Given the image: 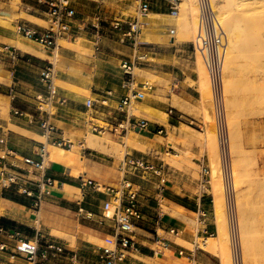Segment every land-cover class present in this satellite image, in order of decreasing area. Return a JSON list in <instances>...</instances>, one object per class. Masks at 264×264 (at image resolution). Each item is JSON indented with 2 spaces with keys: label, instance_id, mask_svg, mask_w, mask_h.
I'll list each match as a JSON object with an SVG mask.
<instances>
[{
  "label": "crops",
  "instance_id": "obj_1",
  "mask_svg": "<svg viewBox=\"0 0 264 264\" xmlns=\"http://www.w3.org/2000/svg\"><path fill=\"white\" fill-rule=\"evenodd\" d=\"M72 5L77 10L73 25L74 36L69 39L63 38L73 44H77V38H82L81 49L63 45L58 41L57 50L46 48L44 50L48 56H54L56 51L61 55L60 67L55 70L54 65L55 76L58 74L65 81L84 89V92H77L60 86V91L68 100L51 110L53 123L79 142L83 140L85 134L86 100L93 96H105L110 107L116 108L128 92L125 86L123 61L133 59L138 53L162 46L157 40L167 38H164L165 32L162 28H144L133 37H124L123 31L106 23L107 25H102V47L96 50L94 27L91 25L97 23L95 15L101 11L103 19L109 18L112 21L121 11V3H114L113 0H72ZM26 6L31 15L46 16L45 6L40 5L37 0H28ZM158 11L160 10H154L156 13H162ZM134 19L126 17L125 21ZM152 20L148 13L145 20L140 22L150 23ZM125 30H130L128 22L124 25ZM20 38L22 37L16 30L0 25L1 43L14 47L18 52V59H13L8 52H0V60L3 63L0 75L12 80V83L4 84L7 89H15L18 97H26L36 104L37 95L44 91L40 71L43 66L53 62L20 49L17 41L40 47L34 42ZM134 39L137 40V46L134 45ZM8 61H11L10 69L4 65ZM173 77L176 95L192 101L193 87L187 82L188 77L180 74H173ZM107 93L111 94L106 95ZM162 95L163 88L155 87L144 100L140 101L152 109L147 119L155 124V128L159 125L164 126L161 112L163 108H168ZM174 110L175 114L171 115L168 122L175 126L181 122L185 113L175 106L172 108V111ZM13 124L17 128L0 131V136L7 137L5 145L0 143V154L9 148L17 156L39 158L41 145L46 142L41 137L47 138L40 124L31 123L26 117H19ZM156 134L157 132L153 130L150 134L143 135L142 140L154 147L137 155L146 154L150 161L161 163L162 145L154 142ZM50 154L49 150L48 157ZM8 157L13 158L11 155ZM50 158L47 159V166L49 165L47 173L55 178L56 183L47 188L39 210L33 207L32 198L25 195L21 198L11 194L12 190H4L0 186V223L16 234L15 236L0 234V240L8 244L0 258V264H34L23 255L13 256L12 250L16 249L20 237L35 240L37 236L42 242L53 240L65 247L63 253L51 255L44 264H104L102 257L104 248L117 245L115 221L105 216V203L110 199V194L92 187H82L79 179L82 173L110 185H117L126 175L134 187L139 189L143 217L135 221L134 230L130 233L135 245L128 248L126 257L119 264H179V260L183 258L190 264H219L216 254L195 242L206 234H212L216 229L215 218L210 216L212 198L209 193L202 191L200 178L184 180L177 169L165 164L162 175L151 170L133 169H127L128 173L125 174L121 161L119 164H113L116 168L114 175L110 176L107 174L110 163L105 159L89 157L85 162L81 160L82 162L66 165L65 162ZM204 158L206 160V156ZM80 165H84L85 170L75 175L73 171ZM66 185L75 186L79 190H68L65 188ZM163 205L168 207V212L161 210ZM204 210H207V215L203 214ZM186 219L188 230L185 232L181 226ZM179 239L187 242L188 246Z\"/></svg>",
  "mask_w": 264,
  "mask_h": 264
},
{
  "label": "rangeland",
  "instance_id": "obj_2",
  "mask_svg": "<svg viewBox=\"0 0 264 264\" xmlns=\"http://www.w3.org/2000/svg\"><path fill=\"white\" fill-rule=\"evenodd\" d=\"M27 1L0 0V25L16 30V25L13 26V24H17L21 20L37 24L32 18L34 15L32 16L27 9ZM113 1L114 3H121V11L115 15L116 18L114 20H125L128 17L139 18L140 21H143L148 16H142L139 12L141 0ZM149 1L151 3L149 16L153 20L150 23H142V28L139 31H142L144 28H162L165 32L164 38L167 39L159 38L157 40V42L162 43V46L151 49L154 52L150 54V59L145 63L139 64L134 69V74L138 82L149 81L154 84V88H163V100L168 107L167 109L163 108L164 110L161 112L164 118L165 132L157 133L154 142H159L162 145L163 159H161V162L168 167L177 169L184 180L201 178V160L204 159L205 163L210 166L211 183L208 190L212 198L210 216L215 218L216 229L212 234H206L205 237L198 238L197 242L200 244L199 242H203L206 240V237L211 236L216 241L220 240L219 242L222 244L219 243L217 248L220 247L222 250L223 242H225L224 237L227 238L230 255L229 252L227 255L220 249L222 254L219 253L217 248L211 251L218 252L214 254H216L219 264H228L226 262H229L230 259L229 264H234L226 193L224 190L222 194L224 198H221L217 196L218 194H215L217 190L214 183V187L212 186L214 170L220 168L222 171L221 180H223L221 183L223 188H225L213 100L215 90L220 88L224 93L226 104V120L229 134L227 150L228 155H231V166L229 159L228 166L233 174V186L236 190L238 222L239 220L242 222V224L238 223L239 234L242 236L247 234V237L253 238L252 247L255 249L252 250L255 253V251L260 250L258 246L264 244L262 242L264 239V9H258V7L255 9V7L251 6V3H249L251 4V8L248 3L246 4L248 5L247 9H244L245 4L242 7L240 6V8L238 6L235 7L229 2L230 0H193L192 10L201 13L200 19L194 20L190 12L191 7L187 9L185 4L182 6V0H173L175 1L174 5L177 6V14L172 13V0ZM253 5L257 6V4ZM185 8L186 10H184ZM156 9L160 10L158 12H162L160 13L162 16L158 14V17L156 14H152ZM184 12L185 14H182ZM37 17L42 18L44 21V23L39 25L50 26V22L46 16L37 15ZM187 17H189L187 24L188 32H186L188 35L185 33L186 36H182L184 38L182 39L179 33ZM178 20L183 21V23L180 22V25ZM102 21L101 25H112V21L109 18H104ZM20 37H22L20 38L21 40L26 39L40 46L37 47L27 43L25 45L33 49L32 52H27L31 54L39 52L36 54L38 56L40 53L44 54V56L41 54L40 56L53 62L55 70L60 67L61 55L58 54V51L55 52L54 56H48L41 44L24 36ZM187 37H190V39ZM212 38H215L217 42L213 44L209 43L208 40ZM77 39V44L67 42V39L64 38H60L59 42L80 50L83 39ZM72 40H75V38H72ZM196 41L199 43V48ZM20 43L22 42L17 41V46ZM3 45L0 41V46ZM10 63L11 61H8L4 64L7 69L11 68ZM2 67L3 63L0 60V69ZM173 74L188 77L187 82L193 87L192 101H187L176 95L177 89ZM0 76V131L2 132L3 130L15 129L12 123L19 116L12 112L13 105L33 110L35 103L26 97H18L14 101L11 97V90L7 89V86L4 85L7 82L12 83V80L7 79L5 76ZM55 82L63 88L84 92L83 88L65 81L58 74L55 76ZM174 106L180 108L185 113L181 122L175 126L168 122L171 115L175 114V110L171 111ZM151 111V108L144 106L140 101L134 102L130 110L131 113L135 112L134 114L144 118L150 117ZM9 123L11 124L10 127ZM144 134L150 133L131 130L125 136H119L112 133L98 134L88 132L87 135L84 134L83 141L87 149H83L85 147L76 144L71 150L79 162H85L89 157L109 161L110 168L107 174L113 176L116 168L113 164H119L118 162L121 161L123 165L127 153L137 155L139 152H147L149 148L152 149L154 147L152 144L142 140ZM92 136L99 138V141L100 139H105L102 141L104 148L89 147L86 141ZM41 139L46 141L45 137H41ZM129 142L132 146L129 145ZM105 143H107L106 146ZM134 144L138 148L134 147ZM142 145H144L143 149L140 148ZM50 147L51 145L48 146L49 149ZM55 148L66 149L58 146ZM171 155L173 156L172 159ZM179 155L183 156L179 158ZM73 164L75 163L72 162L69 165ZM93 169L95 170V164H93ZM84 170V165H80L73 173L78 175ZM213 189L215 193L212 192ZM10 193L23 198L22 195L14 191ZM220 198L222 199L221 202L223 201V206L220 207L219 213L224 214H221L224 218L219 213V215L217 214L218 211L216 209L218 208L217 205H214L218 203ZM165 207L167 206L163 205L164 209ZM219 219L220 221L218 222ZM220 223L221 225L224 224V226L222 225L223 227H226L224 235H222L223 227ZM225 223L227 224L226 226ZM240 225H243V230H241ZM181 229L185 232L188 230L187 219L181 226ZM219 234L221 235L218 237ZM255 239L257 240L255 241ZM258 240L260 242H257ZM242 241L243 237L240 239L241 248L244 245ZM180 242L188 246L187 242L183 240H180ZM253 242L258 245L253 244ZM259 243L263 244L260 245ZM201 247L204 248L203 246ZM261 247L264 249V245ZM242 250H245L244 246ZM262 251H259V253ZM257 254L255 257L258 259L255 260L254 257L248 258L244 251L242 255L244 264H264V261H262L264 257H262L263 259L260 257L262 259L260 260V254H258V257ZM262 255L264 256V252ZM244 260H246V263ZM179 262V264H190L186 258L179 260Z\"/></svg>",
  "mask_w": 264,
  "mask_h": 264
},
{
  "label": "built area",
  "instance_id": "obj_3",
  "mask_svg": "<svg viewBox=\"0 0 264 264\" xmlns=\"http://www.w3.org/2000/svg\"><path fill=\"white\" fill-rule=\"evenodd\" d=\"M40 5L45 6L46 17L50 26H41L32 24L27 20H21L16 24V32L19 36H24L41 44L44 48L55 51L58 48L60 38L73 37V25L77 17V10L72 5V0H37ZM172 0V13L177 14V6ZM151 9L149 0H141L139 12L142 16L148 15ZM103 14L98 11L95 15L97 23H92L94 27V46L96 50L102 47L103 29L101 21ZM128 22L130 30L124 31V25ZM142 23L139 18L133 21L116 19L112 22V27L123 31L124 37H133L141 29ZM126 38H123L125 40ZM209 43H216L215 38L209 39ZM134 45L137 46V40L134 39ZM0 52H8L13 59H18L17 50L5 44L0 46ZM151 50L138 53L133 59L124 60L122 66L125 70V86L128 92L122 97L116 108L110 107L108 98L89 97L86 100L87 115L84 120L85 135L88 132L105 134L112 133L119 136H125L129 131L138 132H165V126H156L147 118L139 117L131 113L130 109L134 102L144 100L149 92L154 89V84L149 81L138 82L136 80L134 69L150 59ZM40 81L43 92L37 95V103L33 110H27L17 105L12 106V112L19 117H26L29 122H38L46 133V142H43L39 151V158L31 156H17L12 150L7 148L3 154H0V186L4 190H12L21 195L32 198V205L40 209L46 195L48 187L56 183L55 178L50 176L47 166L48 146L54 145L66 149H73L76 144L84 146L83 140L77 142L73 137L65 134L58 128L51 119V110L56 105L65 104L68 100L60 91V86L55 82L54 64L49 63L42 67L40 71ZM107 93L106 95H110ZM11 97L15 101L18 96L16 90L11 89ZM214 112L218 130L219 145L222 157L224 171L225 193L227 199V210L230 222L231 241L233 249L234 264H244L240 245V234L238 226L236 190L233 186V174L228 166V159L231 166V155H228V124L226 120V104L224 93L217 88L214 93ZM172 111V109H171ZM7 137L1 135L0 143L6 144ZM83 149H87L86 147ZM227 153V154H226ZM13 156L10 159L8 156ZM22 162V163H21ZM24 164V165H23ZM202 166L200 186L204 193H209L211 183V168L204 160L200 161ZM122 169L154 171L162 175L164 173V163L150 161L147 155H135L127 153L124 159ZM82 187H92L96 190L107 192L110 199L105 203V216L115 221L116 243L115 247H105L103 250L104 264H119L127 254V250L135 245L134 239L130 234L134 230V224L137 219L143 217L141 202L139 200V189L134 187L133 182L125 175L117 185L103 183L95 178L88 177L84 173L79 175ZM207 215V210L203 211ZM9 234L15 236V232L10 231L8 227L0 223V234ZM19 233V232H17ZM8 248L7 242L0 240V258L2 253ZM65 247L56 241L42 242L37 236L35 240L20 237L16 249L12 250V255H23L34 264H44L51 255L63 253Z\"/></svg>",
  "mask_w": 264,
  "mask_h": 264
},
{
  "label": "bare ground",
  "instance_id": "obj_4",
  "mask_svg": "<svg viewBox=\"0 0 264 264\" xmlns=\"http://www.w3.org/2000/svg\"><path fill=\"white\" fill-rule=\"evenodd\" d=\"M229 2H231L235 7L236 6H238L239 8H240V6L242 7L244 4V6H245V8L244 9H247V7H248V5H249V7H250V5L254 8L255 7V9H257L256 7H258V9L260 8V9H264V0H230ZM248 3V5H246ZM249 3H251V4H249ZM181 4H183L182 6H184V4L187 6V9L188 8H190L191 7V14H192V17H193V19L194 20H198V19H200V15H201V13L199 12V11H196V10H192L193 8H192V6H193V4H194V2H193V0H182V3ZM253 4H257V6L255 5H253ZM251 8V7H250ZM238 9V8H237ZM249 9V8H248ZM184 10H186V8L184 9ZM240 10V9H239ZM152 14H156L157 16H158V14H160V13H156V12H152ZM152 14H150V15H152ZM182 14H185V12L184 13H182ZM161 15V14H160ZM33 16V15H32ZM153 16V15H152ZM162 16V15H161ZM180 16V15H179ZM159 17V16H158ZM181 17H182V15H181ZM180 17V18H181ZM33 18V20H35L36 21V23L37 24H41V23H44V21H43V19L42 18H40V17H37V16H33L32 17ZM179 19V18H178ZM180 20V19H179ZM178 20V21H179ZM182 20H183V18H182ZM188 20H189V17H187V20H184V23H183V21H179V23L181 22V23H183V25H182V27H181V30H180V33H179V35L182 37H184V36H186V34L188 35V33H186V32H188L187 31V27H188ZM34 21V22H35ZM43 21V22H42ZM178 23V22H177ZM181 23H180V25H181ZM144 33H147V32H144ZM144 33H142V34H144ZM186 33V34H185ZM182 37V39H184ZM187 38H189L190 39V37H187ZM197 42V46H198V48H199V43H198V41H196ZM20 49H22V50H25V51H30V52H32L33 51V49L32 48H30V47H28L27 45H25V44H23V43H20L19 44V46H18ZM34 52H36L35 50H34ZM33 52V53H34ZM41 52H43V51H41ZM39 52H37L36 54H38ZM41 54V53H40ZM40 54H39V56H40ZM59 54V53H58ZM42 56H44V54H41ZM46 56V55H45ZM51 58V57H50ZM264 67V66H263ZM1 77V76H0ZM2 95V94H1ZM2 103V102H1ZM6 105H7V103H6ZM1 107V106H0ZM2 109V108H1ZM135 113V112H134ZM10 123H9V127H10ZM12 126L14 127V128H17L16 126H15V124H13L12 123ZM12 127V128H13ZM23 131H24V129H23ZM98 139V140H97ZM88 141H86L87 142V145L89 146V147H103L104 145H102V141H104V140H102V139H100V141H99V138H95V137H90L89 139H87ZM106 142V141H105ZM170 142V141H169ZM130 143V142H129ZM172 143V142H171ZM106 144L107 143H105V146H106ZM85 145V144H84ZM129 145H131L132 146V144L130 143ZM139 145V144H138ZM55 147H57V146H54V145H51V147H50V152H51V154H50V157L52 158V159H54V160H59L60 162L62 161V162H65L66 163V165H69L70 163H72V162H74V163H76V162H78V160L76 159V157H75V154L73 153V151L71 150V149H56ZM108 147V146H107ZM134 147H136V148H138L137 146H136V144H134ZM144 148V145H142V146H140V148ZM151 147V146H150ZM104 148V147H103ZM106 148V147H105ZM142 148V149H143ZM99 149V148H98ZM146 149V148H145ZM102 150V149H101ZM104 151V150H103ZM78 152V151H77ZM79 153V152H78ZM183 156V155H179V158H181V157ZM50 157H48V158H50ZM80 157V156H79ZM177 157V156H176ZM50 158V159H51ZM173 158V156L171 155V159ZM175 159H177V158H175ZM52 162V161H51ZM49 163V162H48ZM54 165V164H53ZM52 165V166H53ZM49 166V165H48ZM69 167V166H68ZM70 173V172H69ZM222 174V171H221V169L220 168H218V169H215L214 170V173H213V179H212V186H213V183H214V185H215V188H216V190H217V193H215L214 192V189H213V191L212 192H214L215 194H218L217 196H219V197H223L224 198V196H222V194L224 193V190H225V188H223V186H222V181L223 180H221V175ZM224 183V182H223ZM214 187V186H213ZM65 188H67L68 190L70 189V190H76V191H78L79 189L77 188V187H75V186H71V185H66L65 186ZM216 196V195H215ZM220 198V200L218 201V203L217 204H214V205H217V208L218 209H216V207H215V209L218 211L217 212V214L219 213V211H220V207H222L223 206V204H222V202H221V199ZM216 200H217V198H215ZM215 199H214V201H215ZM225 202V201H224ZM216 203V202H215ZM225 207V206H224ZM167 207H165V209H166ZM164 208L163 209H161V210H165ZM176 209V208H175ZM168 209H166L165 211H167ZM164 211V212H165ZM168 212V211H167ZM173 212H174V210H173ZM177 212H179V211H177ZM176 212V213H177ZM181 213V212H180ZM182 214V213H181ZM220 215L222 214L221 212L219 213ZM218 214V215H219ZM222 215H224V214H222ZM221 215V216H222ZM215 216H217V215H215ZM223 217V216H222ZM216 218H218V217H216ZM219 218L220 219H222L220 216H219ZM224 218V217H223ZM220 219L218 220V222L220 221ZM223 220V219H222ZM221 220V221H222ZM217 221V220H216ZM239 222L242 224V222L239 220ZM238 222V223H239ZM222 223H224V222H222ZM239 223V224H240ZM217 224H219V223H217ZM220 225H221V223H220ZM220 225H218V226H220ZM223 226H224V224H222ZM221 225V226H222ZM227 224L225 223V226H226ZM222 226V227H223ZM241 226V225H240ZM222 227H220V228H222ZM219 228V227H218ZM225 228L226 227H223V229H222V231H223V234L222 235H224V230H225ZM228 228V227H227ZM242 228V229H241ZM241 230H243V225L241 226ZM220 230V229H219ZM240 232V231H239ZM221 234H219L218 235V237L220 236ZM241 236V238L243 237V243H244V248H245V255L248 257V258H253L254 257V259L256 260V259H258V258H256L255 256H256V254L258 253V254H260L259 255V259H260V257L262 258V257H264L262 254H263V252H264V249H263V247H261V246H263L264 244V239L262 240V242L263 243H259L260 245L261 244H263V245H261V246H258L259 248L258 249H260L259 251H262L261 253H259V251H255V253L253 252V250L252 249H255V248H253L252 247V241H254V240H252L253 238H251V237H247V234H245V235H240ZM263 237V236H262ZM201 238V237H200ZM240 238V239H241ZM264 238V237H263ZM203 239V238H202ZM217 239V238H216ZM223 239V238H222ZM257 239H261V238H257ZM257 239H255V241L257 240ZM198 240V239H197ZM197 240L195 241V242H197ZM224 240H225V242H223L224 244H223V249L221 250V248L220 247H218L217 248V246H218V244L219 243H221V242H219V241H216L215 239H214V237H211V236H209V237H206V240L205 241H203V242H199L200 244L202 243V245L201 246H203L204 247V249H208V251L210 250V252H213V253H215L216 251H211L212 249L213 250H215L216 248H217V250H221V251H224L223 253H225V254H227L228 255V247H229V244H228V242H227V238H225L224 237ZM223 240V241H224ZM222 241V240H221ZM229 241V240H228ZM257 242H260V240H258ZM241 243V242H240ZM191 244V243H190ZM196 244V243H195ZM199 244V245H200ZM222 244V243H221ZM253 244H255L254 242H253ZM241 245V244H240ZM255 245H258V244H255ZM255 245H254V247H255ZM194 246V245H193ZM198 246V245H197ZM243 246H242V248H243ZM242 248H241V250H242ZM262 248V249H261ZM220 250L218 251L219 253H221L220 252ZM159 251V250H158ZM244 251L242 250L241 252L244 254ZM218 252H216V254L218 253ZM222 254V253H221ZM242 254V255H243ZM255 254V255H254ZM258 254H257V257H258ZM227 255H225V256H227ZM229 255H230V252H229ZM225 256H223L224 257V259H226V257ZM245 256V257H246ZM228 257V256H227ZM221 258H222V255H221ZM231 258V257H230ZM247 258V259H248ZM168 259V258H167ZM223 259V260H224ZM246 259V260H247ZM263 259V258H262ZM262 259H260V260H262ZM246 260H244L245 261V263H246ZM225 261V260H224ZM223 261V262H224ZM230 261H231V259L229 260V262L227 261L226 263H230ZM248 261V260H247ZM262 261H264V259L262 260ZM244 263V262H243Z\"/></svg>",
  "mask_w": 264,
  "mask_h": 264
}]
</instances>
